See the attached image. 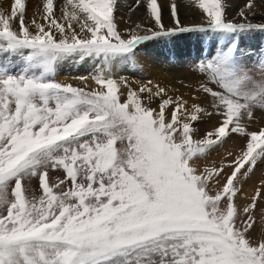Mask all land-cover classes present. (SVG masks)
Here are the masks:
<instances>
[{
  "label": "snow or ice",
  "instance_id": "1",
  "mask_svg": "<svg viewBox=\"0 0 264 264\" xmlns=\"http://www.w3.org/2000/svg\"><path fill=\"white\" fill-rule=\"evenodd\" d=\"M120 9L0 10V264H264V178L244 191L264 166V53L227 43L264 31L256 0H132L141 22ZM184 32L225 41L194 62L199 79L118 74L142 43ZM69 61L95 70L61 82Z\"/></svg>",
  "mask_w": 264,
  "mask_h": 264
},
{
  "label": "rangeland",
  "instance_id": "2",
  "mask_svg": "<svg viewBox=\"0 0 264 264\" xmlns=\"http://www.w3.org/2000/svg\"><path fill=\"white\" fill-rule=\"evenodd\" d=\"M54 2H55V0H54ZM125 2H126V0H121V5H122L121 9H123V7H124L123 4ZM237 2L241 3L242 0H237ZM131 3H132V0H131ZM158 3H160L159 0H158ZM5 8H8V7H5ZM125 9H127V8H125ZM126 11L127 10H124L122 12L124 14H122L120 12V15H122V17H123L124 15H126V13H127ZM262 12H264V11H262ZM165 15H167V12L165 13ZM28 17H29V15H28ZM29 18H31V17H29ZM259 18L260 17H257V20L254 22H260ZM123 19H124V17H123ZM167 20H169V21L167 22ZM191 20H194V19H191ZM164 23L169 26V23H171L170 18L165 19V17H164ZM186 24H188V23H186ZM121 26H124L123 23L121 24ZM151 40H154V41L162 40L163 42H161V43H164L163 48L160 49V51L162 53L161 58H163V55H165L163 58L164 62L159 63L160 68L163 69L162 73L164 72L165 75L169 74V76L172 75L174 77H176L177 76L176 74H178V73L185 74V75L189 76L191 79L190 82L185 81L186 83H189V84L192 83L193 81L199 79V77L193 75V72H192L194 62L203 58L204 56H209V55L214 54L215 51L217 50V44L218 43H221V44L225 43V41L223 39L219 38L218 36H214V35H210V34H206V33H201V32H184V33H179V34L174 35V36L161 37V38L151 39ZM151 40H148L146 42H149ZM232 41L236 42L239 52L244 54L245 58L251 57V60L254 61L260 55V53H264V31H253V32H245L243 34H237V35H234V36L228 38L227 43H231ZM146 42H144L142 44H145ZM189 45L192 46V47L191 46L190 47H191V50L193 52V54L190 57L188 55H186V50H187V48L189 49ZM172 51H174L176 53L177 59H175L171 56ZM138 53H140V45L138 46V48L136 49V52H135V58H134L135 59V65L134 66L128 65L126 71H123L124 73H129L128 77H129V79H132V80L135 77L134 76L132 77V75H130V74L135 73L133 70L135 67H136V69L140 68L138 71H142L141 70L142 65L137 60V58H139ZM184 56H186V57H184ZM166 57L168 59V62H166V60H165ZM175 64H177V65H175ZM118 74H120V73H118ZM164 74H162L163 75L162 77L165 76ZM56 78L58 79V77H56ZM136 79L146 82L148 79H150V77L139 74L138 76H136ZM151 80H153V79H151ZM175 80H177V79H175ZM257 119H259V116L257 117ZM229 150H232V151L237 150L236 144L234 141H228L223 147L213 151L210 155L209 162L211 161L212 157H214L213 156L214 154H219L223 157L225 155V153ZM256 173H255V175H257L256 184L258 186L260 180L262 178H264V166H261V168L258 169ZM243 200H245V199H243V197H241L240 203H242V204H244L245 202L247 203V201L244 202ZM260 211H261V209L258 208L257 213H256V216H257V225H256L257 234H259L261 231L260 218H259Z\"/></svg>",
  "mask_w": 264,
  "mask_h": 264
},
{
  "label": "bare ground",
  "instance_id": "3",
  "mask_svg": "<svg viewBox=\"0 0 264 264\" xmlns=\"http://www.w3.org/2000/svg\"><path fill=\"white\" fill-rule=\"evenodd\" d=\"M160 3H167L168 0H159ZM257 2V17H260L262 15H264V7H261L259 4V1L256 0ZM11 3V0H0V10L4 9L5 7H9ZM27 3V14L29 15V17H32L34 13L38 12L42 0H26ZM243 3V0L242 2ZM131 4V0H126V2L123 4V9H120V12L122 13L124 10H127L125 8H128V5ZM122 6V5H121ZM122 8V7H121ZM183 13V9L181 10ZM126 15H124V19L127 20L129 16H131L132 20L136 21V22H141V17H140V13L136 12V13H129L128 11H126ZM124 14V13H122ZM122 16V15H121ZM165 19H169L168 14L164 16ZM184 21V23H193V22H199V18L198 16H195V18L191 15H183L181 17ZM189 19V20H188ZM194 19V20H191ZM169 20H167L168 22ZM171 21V20H170ZM169 26H171V23H169ZM123 27V26H121ZM162 40H151L149 42H146L145 44H141L140 45V53H138L139 58H137L138 62L142 65L141 70L142 71H138L139 69L136 67L133 69L135 73H132L130 75H132V77L134 76L135 78H133V80H137L136 76H138L139 74L141 75H145V76H149L150 79H153L154 82H160L162 84H168L170 86H175V87H179V85L177 84V81L180 79H184L186 82H190V77L182 74V73H178L176 74L177 76H169V74L165 75L164 72L162 73V70L160 68V64L161 62H164V56L163 58H161L162 53L160 51L161 48H163L164 43ZM191 45H189V49L187 48L186 50V55H188L189 57L193 54L192 50H191ZM171 56L175 59H177L176 57V53L174 51L171 52ZM186 57V56H184ZM166 62H168L167 57L165 58ZM177 65V64H175ZM162 66V65H161ZM94 67L91 61L87 62V63H81V62H74V61H69L65 64H63L57 72V76L58 79L62 82H69L71 81L72 83H76L75 80H73L72 78L75 76H88L91 73L94 72ZM130 72V71H129ZM164 74L165 76L162 77ZM119 75H126L128 76L129 73H122L120 72ZM170 77V78H169ZM172 77V78H171ZM129 78V77H128ZM177 79V80H175ZM181 91H186L185 89H181ZM219 154H214L211 160H216L217 162H219V160L222 158L221 155ZM257 174V173H256ZM256 178L257 175H253L250 180L248 181V183L245 185V189L244 191L246 193H251L254 190V187L257 186L256 184ZM244 202L246 200H243ZM246 203V202H245ZM242 204V203H241Z\"/></svg>",
  "mask_w": 264,
  "mask_h": 264
}]
</instances>
